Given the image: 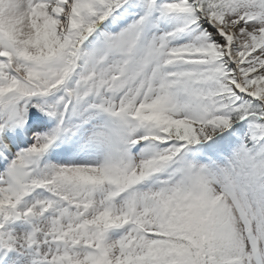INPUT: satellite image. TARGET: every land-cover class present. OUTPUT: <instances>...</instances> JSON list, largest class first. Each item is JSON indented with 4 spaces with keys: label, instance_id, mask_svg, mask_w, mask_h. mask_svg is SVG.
I'll use <instances>...</instances> for the list:
<instances>
[{
    "label": "snow or ice",
    "instance_id": "1",
    "mask_svg": "<svg viewBox=\"0 0 264 264\" xmlns=\"http://www.w3.org/2000/svg\"><path fill=\"white\" fill-rule=\"evenodd\" d=\"M0 264H264V0H0Z\"/></svg>",
    "mask_w": 264,
    "mask_h": 264
}]
</instances>
